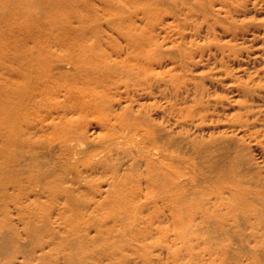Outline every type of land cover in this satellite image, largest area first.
Instances as JSON below:
<instances>
[{"label": "rangeland", "instance_id": "374dc122", "mask_svg": "<svg viewBox=\"0 0 264 264\" xmlns=\"http://www.w3.org/2000/svg\"><path fill=\"white\" fill-rule=\"evenodd\" d=\"M50 2L0 21V264H264V0Z\"/></svg>", "mask_w": 264, "mask_h": 264}, {"label": "bare ground", "instance_id": "6f19581e", "mask_svg": "<svg viewBox=\"0 0 264 264\" xmlns=\"http://www.w3.org/2000/svg\"><path fill=\"white\" fill-rule=\"evenodd\" d=\"M43 1L44 3L49 2V4H51L50 0H43ZM40 2L41 0H0V21H12V22L15 21V23L17 21L21 22L23 21V19H27L28 13L29 11H31V9L32 10L34 9V12L40 11L42 9V7H40ZM85 50H86L85 48H82L78 53L79 55L77 59H79L78 61L80 63L79 65L81 67H85L89 72H94L96 71V69H98V66H100V64L96 63L97 62L96 59L94 60L95 58L94 54H93L94 56L92 54L86 55V52H84ZM99 58L102 59L103 57L99 55ZM99 62L102 63V60H99ZM43 69L44 67L41 70L40 77H37L36 80L39 81L40 83L45 81L44 80L45 78L43 77L42 74ZM101 79L102 76L100 77L93 76L92 82L96 83ZM68 88L71 89V85L68 86ZM36 90L39 91L37 87ZM80 90L83 92L84 89L80 88L78 90V93L80 92ZM28 94L29 92L21 93V92L9 91L7 94L0 96V107L2 108L1 110L2 115L0 116V127L1 126H11L13 128L16 127L15 121L17 122V119L24 110L21 101ZM95 100H97L96 96L92 97V100L88 107H92L95 103ZM1 148H3V146H0V149ZM2 188L4 190L5 188L4 185H2ZM176 199L178 200L179 198ZM0 248L2 251L7 250L4 240L0 241Z\"/></svg>", "mask_w": 264, "mask_h": 264}]
</instances>
